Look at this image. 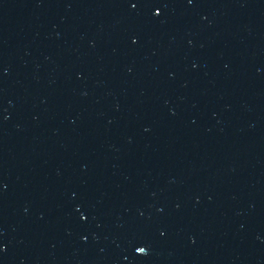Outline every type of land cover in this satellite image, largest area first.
I'll list each match as a JSON object with an SVG mask.
<instances>
[{
  "label": "water",
  "instance_id": "95a60500",
  "mask_svg": "<svg viewBox=\"0 0 264 264\" xmlns=\"http://www.w3.org/2000/svg\"><path fill=\"white\" fill-rule=\"evenodd\" d=\"M0 264H264V0H0Z\"/></svg>",
  "mask_w": 264,
  "mask_h": 264
}]
</instances>
